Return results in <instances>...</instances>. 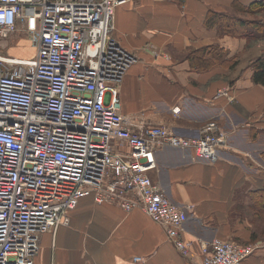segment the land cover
Listing matches in <instances>:
<instances>
[{"label":"built area","instance_id":"obj_1","mask_svg":"<svg viewBox=\"0 0 264 264\" xmlns=\"http://www.w3.org/2000/svg\"><path fill=\"white\" fill-rule=\"evenodd\" d=\"M133 1L0 0V264H35L41 236L68 226L86 196L142 209L189 255L192 241L180 232L191 207L171 203L148 172L167 147L213 163L227 133L211 121L184 138L121 112L119 86L136 58L110 24L117 7ZM27 37L36 42L33 58L2 51ZM258 248L201 242V264H244Z\"/></svg>","mask_w":264,"mask_h":264},{"label":"crops","instance_id":"obj_2","mask_svg":"<svg viewBox=\"0 0 264 264\" xmlns=\"http://www.w3.org/2000/svg\"><path fill=\"white\" fill-rule=\"evenodd\" d=\"M261 1L135 0L117 7L110 24L136 58L119 86L123 114L184 138L211 121L227 133L213 163L167 147L154 153L148 172L171 203L191 207L180 232L192 241L189 255L142 209L126 212L86 196L68 226L41 236L35 264H201L200 243L214 239L258 245L245 264H264V217L250 198L264 186V87L253 83L251 67L264 45L237 34L239 18L253 13L239 7ZM232 60L234 68L226 64Z\"/></svg>","mask_w":264,"mask_h":264},{"label":"trees","instance_id":"obj_3","mask_svg":"<svg viewBox=\"0 0 264 264\" xmlns=\"http://www.w3.org/2000/svg\"><path fill=\"white\" fill-rule=\"evenodd\" d=\"M239 9H241V10L243 9L244 11L253 12V13L261 12L264 9V1L253 2L251 5L248 6V8H240L239 7ZM238 23H239V20H238ZM242 24L243 23L240 22L238 25L244 26ZM263 24H264L263 21L258 22L256 25H252V27H250V28L254 29L258 34L264 35V27H261ZM229 32L232 33L233 31H229ZM237 34L239 36L247 39L248 44H251V43L253 44V43H255L256 39L261 38V37H258V38L255 37L254 38V34L245 33L243 31L238 32ZM219 56L221 57L222 60H224L225 54H223L221 51H220ZM226 64H228V66L234 68L238 63L236 60H232L230 62H226ZM201 67H204V66H199L198 68H201ZM251 67H252V81H253V83L257 84V85H261L264 87V53L259 55L252 62ZM250 198H251V202L253 204V208L255 210H259L260 212L262 210V212L264 213V186H263V189H261L259 191L252 192Z\"/></svg>","mask_w":264,"mask_h":264},{"label":"rangeland","instance_id":"obj_4","mask_svg":"<svg viewBox=\"0 0 264 264\" xmlns=\"http://www.w3.org/2000/svg\"><path fill=\"white\" fill-rule=\"evenodd\" d=\"M264 22V9L258 13H249V15H243L242 18H239V23H243L242 26L243 32L254 34L255 37H261L260 39H256L255 42L263 43L264 45V35L258 34L254 29H251L252 25H256L258 22ZM246 25V26H245ZM254 27V26H253ZM264 27V24L261 26ZM262 29V28H261ZM263 38V39H262ZM5 48H2V51L9 55L18 59H31L35 56L36 53V42L31 37H27L21 40H17L15 42H8L4 45ZM261 215L264 217V213L261 210ZM260 217V218H262ZM263 228H264V218L262 220Z\"/></svg>","mask_w":264,"mask_h":264}]
</instances>
